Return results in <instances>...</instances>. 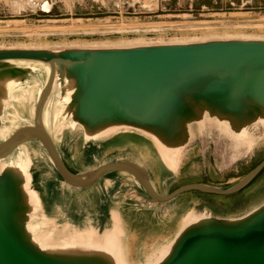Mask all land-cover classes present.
<instances>
[{
	"label": "water",
	"instance_id": "95a60500",
	"mask_svg": "<svg viewBox=\"0 0 264 264\" xmlns=\"http://www.w3.org/2000/svg\"><path fill=\"white\" fill-rule=\"evenodd\" d=\"M35 64L40 65L43 73L46 68L48 76L46 73L38 76L40 70H31L30 65ZM20 77L23 82L33 80L40 93L33 116L30 111L29 116L23 113L33 117V122L23 123L0 140V264H116L112 257L99 251H51L33 238L31 226L38 218L31 211L18 170L6 165L24 144L42 150L60 178L71 186L89 188L105 177L123 174L159 203H173L195 191L234 195L246 189L264 170L263 160L228 187L196 182L161 192L149 169L133 160L101 162L93 168L69 166L45 122L49 100L60 101L71 83L65 119L71 117L79 126L64 131L81 130L83 145L93 141L105 144L120 135L136 134L152 144L150 150L159 155L162 163L159 169L165 168L176 179L194 146L201 143L204 147L206 138L211 136L217 143H224L229 161L235 164L252 154L264 131V38L0 47V81ZM7 95L3 92L0 101V127L1 113L9 111L11 102ZM119 127L118 132L105 138L85 139L84 133L101 136ZM243 130L256 134L259 140L251 151L242 154L238 136ZM153 136L169 151H179L176 172L165 162ZM33 165L34 161L30 167L32 187L49 215L41 190L34 186ZM115 210L119 211L126 231L124 242L130 264H141L154 248L166 244L170 245V251L157 264H264V202L237 216L217 215L209 208H192L182 215L173 237L162 245L156 244L148 254H142L141 250L138 253L136 247L132 250L130 243L135 238L133 234V239L129 236L117 208L110 214V225H98V229L103 231L113 225ZM190 211L201 218L185 225L184 215Z\"/></svg>",
	"mask_w": 264,
	"mask_h": 264
},
{
	"label": "rangeland",
	"instance_id": "374dc122",
	"mask_svg": "<svg viewBox=\"0 0 264 264\" xmlns=\"http://www.w3.org/2000/svg\"><path fill=\"white\" fill-rule=\"evenodd\" d=\"M6 1L0 0V47L114 46L141 41L152 43L232 37L264 38V0H48L53 4L50 11L38 8L19 13L11 9ZM144 2L152 3L148 6ZM23 110L29 116V109ZM260 134L262 137L252 154L235 164L229 161L224 143H217L211 136L206 138L204 147L201 143L194 146L174 183L160 187L159 190L168 192L182 184L196 182L230 185L242 179L264 160V131ZM61 141L63 144H74V152L67 149L74 159L67 157V154L65 156L72 165L76 153L78 157L85 155L79 166L88 167L86 163L91 161L82 151L81 130H65ZM106 146L102 158L118 151H128L143 160L146 150L153 148L148 140L136 134L120 135L106 143ZM41 168L47 170L48 176L50 174L44 163L33 165L34 186L40 190L39 180L43 175ZM123 181V178H119L117 182L121 185ZM53 190L58 192L55 184ZM42 193L43 199L46 198L44 202L48 214L62 229L66 225L63 217L65 213L55 208L58 198L55 197L52 203L46 191ZM113 193L114 205L125 209L127 219L131 220L129 225L136 239L135 249L138 253L141 250L142 254H148L154 244L162 245L173 237L182 215L192 208L204 209L208 206L217 215L237 216L264 202V171L253 184L234 195L195 191L203 198L181 200L177 212L172 209V212L166 213L167 205L159 211L147 209L140 201L125 197L124 191L115 190ZM79 225L84 226V223ZM153 236H156L154 243L150 240Z\"/></svg>",
	"mask_w": 264,
	"mask_h": 264
},
{
	"label": "bare ground",
	"instance_id": "6f19581e",
	"mask_svg": "<svg viewBox=\"0 0 264 264\" xmlns=\"http://www.w3.org/2000/svg\"><path fill=\"white\" fill-rule=\"evenodd\" d=\"M6 2L12 7L11 9H13L16 13L28 9L37 10L38 8H41L45 11H50L53 7V4L50 3V1L48 0H7ZM144 3L150 6L152 2ZM30 67L33 71L40 70V74L38 76L44 75L45 73L46 77L48 76V70L46 68H44L45 73H43V69L40 67V65L35 64L30 65ZM34 85L35 84L33 83V80L32 83L30 80L23 82L21 77L13 79L6 78L0 81V101L2 100L3 92L8 93V98L11 97V102L8 103L9 111L6 109L3 113H1L2 125L0 127V140L7 138L14 130L22 126L23 123L33 122V117H26L23 114V107L28 108L31 112V115L33 116L35 111V104L40 93V88L36 91ZM71 87V83L67 85L66 95L60 96V101H56L55 103H53L52 99L49 100L45 112V122L49 130L56 136L58 146L60 148L61 154L63 153L64 158H66L65 156L67 154V157H69L70 159H74V157L70 155L67 151V149H70L74 152V150H76L74 149V144H63L61 141V134L64 129H75L79 126L71 117L65 119V116H67L65 112V106L69 100ZM262 123L264 124V120L262 121ZM120 129V127L109 129L105 131L101 136L84 133L86 134L85 139L89 141L105 138L106 136L118 132ZM153 138L157 141L161 154L167 165L173 171L176 172L179 168V151H169L160 143V141L156 137L153 136ZM258 140L259 138L256 134L251 133L247 130H243L238 136V147H240L239 151L242 154L248 153L253 149ZM73 141L76 140L73 139ZM30 145L24 144L20 148H18L15 153H13V155L6 161V165L12 166L17 169L19 175L21 176V180L23 181V187L28 195V199L30 200L31 211L32 213H34V216L38 218V221H36L35 224L31 226V231L34 236L33 238L44 249L66 253H85L99 251L112 257L116 264H130L126 256V245L124 242L126 231L123 227L119 211H113V225L103 231H100L97 226L103 220L102 216L105 215L103 214L101 216L99 215L100 213L95 214L96 212L91 214L90 211L87 210L88 206H90V204H94V201H98L99 203L102 202V204L106 205L107 207L114 206L115 208H117L118 206L116 207V205H113L116 203L115 199L113 198V192L117 190L122 192L124 191L125 197H132L133 199L140 201L143 206L147 209L159 211L165 205H167L165 209L166 213H168L169 211L172 212V209L176 212L177 210H179L174 208L176 207L175 205H173L174 203H167L163 205V203L153 201L151 198H149L147 194H145L142 190L133 185V180L130 176H125L123 174H118L119 178H123L124 180V183H122L121 185L118 184V179L113 178V175H110V177H105L97 184L89 188H77L71 186L60 178L48 158L43 154V151ZM82 147L83 153H85L91 161V163L88 164L84 162V164L86 163L88 167H96V165L101 162L111 163L122 160H133L142 164L143 166L148 167L147 161L142 160V158L139 156L136 157L134 154L128 151H125L124 153H120L118 151L106 158H102V154L105 153V150L107 149L106 143L103 144L100 142L93 141L86 143ZM151 153L154 155L152 151ZM74 156L75 161L73 162V165L70 161L67 160L69 166L75 169H81L79 163L83 162L82 159L85 158V155L83 154L78 157L76 153H74ZM33 161L36 165L44 163L49 168V176L54 180L55 188L58 191L56 192L54 190V196L58 199H61V202L66 206L67 203H69L71 207H73L72 212L75 209V204L73 203V200L75 198L78 199V197H86L88 199V206L82 208V210L85 212L83 216L79 218L78 216H70V218H68L67 215H64V221L67 222L65 227L61 229L58 222H55L53 218H51L44 212L38 192L32 187V174L30 171V167ZM40 172L43 174L42 178L40 179V186L43 188H48L47 180L49 179V177L47 170L45 168H41ZM164 179V184L167 186L170 182L174 180V176L172 174H168ZM93 195L96 196L97 199H94L92 197ZM63 204H61L63 207L62 211L66 209V206L64 207ZM58 206L59 205H57V207ZM200 218V215L193 211H190L184 215L185 225H189L193 222H196ZM75 219L82 220L75 221ZM83 223L84 226L79 225ZM107 224L108 222L106 223V225ZM131 237L133 239V236ZM155 237L156 236L148 238H151L150 240H152V243H154L156 240L154 239ZM149 239L147 240L148 243L150 242ZM130 244L133 250L136 245V239L133 240V242L131 241ZM154 246H156V244H154ZM170 248L171 247L169 244L154 248V252L149 255L141 264L159 263L169 253Z\"/></svg>",
	"mask_w": 264,
	"mask_h": 264
},
{
	"label": "crops",
	"instance_id": "0c3cea01",
	"mask_svg": "<svg viewBox=\"0 0 264 264\" xmlns=\"http://www.w3.org/2000/svg\"><path fill=\"white\" fill-rule=\"evenodd\" d=\"M146 152H145L146 154L143 157V160L148 162V167L147 168L149 169V171H150V173L152 175V178L154 180V183L158 187V189L160 187H168V185H171L172 183H174L175 180H173L172 182H170L167 186L164 184L165 183V179L164 178L168 174H172V173L170 171L166 170L165 168L162 169V171L159 169L161 167L162 163H161L160 157H159V155L157 153H155L153 151V153H154V155H153L151 153V151L146 150ZM48 177H49V179L47 180V187L48 188H43L41 186H40V188H41L42 192H43V190L46 191V193L48 195L47 197H49V200L52 203H54L55 202L54 201L55 200V198H54V190L52 191L53 186H54V180L52 178H50V176H48ZM116 179H119V177H116ZM174 179H175V176H174ZM236 181H234L233 183H235ZM39 183L41 184V181ZM233 183H231L230 185H232ZM230 185H218V186L219 187H228ZM177 187H179V186H177ZM177 187H175V188H177ZM49 190H50V192H49ZM51 191H52V195H51ZM43 197H44V195H43ZM92 197L94 199H97V197L94 196V195ZM80 198L81 197H78V199H80ZM190 198H192V199H198V198L202 199L203 196L198 195L196 193L182 195L179 198H177L176 200H174L173 203L176 206L175 208L180 210L179 202L181 200H183V199L184 200L185 199L188 200ZM78 199L75 198L73 200V203L75 204V209H74L73 212H72L73 207H71V205L69 203H67V206H66L65 204H63L61 202V199H58L59 201L57 200L58 201V204L57 205H59V206L57 207V205H56L55 208L58 211H60V212H64L65 215L66 214H69L72 217L73 216L74 217H77V216L78 217H81L85 213L82 210V208H84L85 206H88V202H87L88 199L86 197L81 198L82 201H81V199L80 200H78ZM45 200H46V198H45ZM76 202H77V205H76ZM94 202H95L94 204H90V206H88L87 210L90 211L91 214H93L94 212H96L95 214L100 213L99 215H101V216L104 214L105 216H102L103 220L101 221V223H99V225H101V226H109L110 223H111L110 214H111L112 210L113 209H116V208L114 206L107 207L106 205L102 204V202H100V203L98 201H94ZM61 204H63L64 207L66 206V209L63 210V211H62L63 207H62ZM205 208H208V206H205ZM117 209H119L121 211V213H122V217H123V221H124V226L127 229L128 233H129V236H132L133 233L131 232V229H130L131 225H129V221L131 223V220L130 219H127V217H126V215L124 213L125 212V209L122 210V208L120 206H118ZM67 217L70 218L68 215H67ZM107 222H108V224L106 225Z\"/></svg>",
	"mask_w": 264,
	"mask_h": 264
},
{
	"label": "flooded vegetation",
	"instance_id": "af4514ba",
	"mask_svg": "<svg viewBox=\"0 0 264 264\" xmlns=\"http://www.w3.org/2000/svg\"><path fill=\"white\" fill-rule=\"evenodd\" d=\"M263 171H264V170H263ZM260 174H261V173H260ZM258 176H259V175H258ZM257 178H258V177H257ZM257 178H256V179H257ZM256 179L253 181V183L256 181ZM253 183H251V184H253Z\"/></svg>",
	"mask_w": 264,
	"mask_h": 264
}]
</instances>
